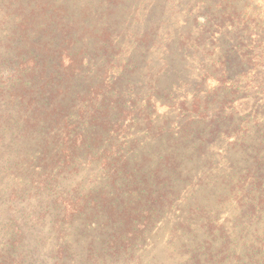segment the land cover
Returning <instances> with one entry per match:
<instances>
[{"label":"trees","instance_id":"obj_1","mask_svg":"<svg viewBox=\"0 0 264 264\" xmlns=\"http://www.w3.org/2000/svg\"><path fill=\"white\" fill-rule=\"evenodd\" d=\"M244 1L206 3V28L220 21L217 28L227 31L218 45L228 46L218 60L202 63L206 74L199 83L184 87L185 98L177 107L189 114L176 121V132L167 134L151 120L156 108L150 94L162 106L172 92L137 77L141 56L126 57L117 45L112 47L118 32L107 17L122 26L120 15L130 0H0V264H44L41 229L51 223L48 206L59 209L61 221L73 217L68 213L77 204L107 209L112 228L115 207L125 214L123 227L111 231L105 242L111 257L122 250L117 258H123L136 245V224L143 213L121 206L174 202L151 190L156 174L141 173L139 162L151 143L171 136L185 155L182 180L197 186L202 183L193 175L195 166L212 164L210 148L225 143L222 184L238 200L242 226L237 264H264V4L247 6ZM149 35L140 45L153 39ZM120 41L117 36L116 44ZM187 97L193 99L190 105ZM172 103L167 107L176 106ZM166 124L171 120L162 127ZM173 155L179 158V151ZM159 156L166 160L164 167L179 166H168L170 157ZM92 167L105 181L98 190L80 194L74 178ZM169 177L182 181L174 170ZM6 178L12 181L6 183ZM40 195L48 199L39 202L35 198ZM31 198L46 205L19 208ZM168 209L162 207L159 214ZM57 229L49 233L58 234ZM118 232L126 238L113 236ZM60 246L52 260L73 264L74 248L66 242Z\"/></svg>","mask_w":264,"mask_h":264},{"label":"rangeland","instance_id":"obj_2","mask_svg":"<svg viewBox=\"0 0 264 264\" xmlns=\"http://www.w3.org/2000/svg\"><path fill=\"white\" fill-rule=\"evenodd\" d=\"M208 1L213 2V0H130L128 8L120 15L122 26L116 25L107 17L110 26L114 28L115 25L118 32L117 35L115 33L113 39L115 43L113 42L112 47L118 46L125 52L126 57L131 55L138 60L141 56V67L137 77L143 82L156 84L160 89L167 88V94L172 92V98L175 100L170 98L166 101L164 97L161 101L162 106L158 99L150 94V101L156 108L151 120L155 126H161L167 134L171 133L170 130L176 132L178 126L176 121L183 115L189 114L186 111L181 112L177 107L185 98L184 87L199 83L206 74L202 63L206 66L209 61L218 60L228 46L218 45L221 43L220 37L227 31L225 27L217 28L220 26V21H215L213 28L205 26L209 16V13L204 12ZM241 4L256 7L264 4V0H246ZM97 29L100 28L97 26ZM145 34L154 37L153 39L147 37L148 39L144 40L147 44L140 45L141 38ZM117 36L121 40L119 45L116 44ZM216 41L218 43L215 45ZM147 93L148 91H144L141 96L146 97ZM187 100L186 105H190L193 99L187 97ZM171 102L176 106L167 107ZM166 120H171L172 124L162 127ZM246 124L249 123L246 121ZM246 124L244 123L243 126ZM139 136L142 137V134H137V137ZM146 139L143 138L142 143ZM225 148V143L218 142L210 148L211 154L214 155L212 164L205 161L207 165L205 169L195 166L197 170L193 175L198 181L201 178L202 183L201 186H197L194 181L186 183L187 180H182L185 175L183 171V167L186 166L185 155L181 153L180 148L176 149V141L172 136L165 139L164 143L160 141L151 143V147L147 149L151 151V155H147L146 150L139 161L143 162L144 166L140 171L146 172L148 177L151 176L150 178H152L150 172L153 171L156 175L150 180V184L156 185L151 187V190L155 191L156 195H163L167 201L173 199L174 202L161 204L158 201V204L121 206L126 207L128 211L134 208L137 212L143 213L138 217L136 224L137 234L133 238L136 245L131 247L123 258H117L118 255L123 256L122 250L111 257L109 253L111 246L108 247L109 243L105 244L111 237L108 236L109 233L119 227L122 228L126 219L125 214L121 213L118 207L113 206L116 226L112 228L107 209L77 204L76 207H71L68 213L73 217L60 221L62 217L58 215L59 209L54 212V209L48 206L50 208V212L47 213L48 222L51 223L45 226L43 224L41 229L44 244L40 256L46 259L44 264H61L59 260H52V257L60 243L63 246V242L74 248L73 264H237L238 251L239 253L242 251L238 247L242 226L237 219L238 200L234 193L225 189L228 188V184H222V175L225 174L223 168L225 162L222 160ZM163 149L167 153H161ZM175 150L179 151L177 159L173 155ZM159 155L164 158L170 157L168 166L171 164L179 166L175 169L164 167L166 160L160 159ZM145 157L144 162L142 160ZM237 157L239 156L236 154L234 159L238 160ZM157 168L160 170L156 172ZM92 169L90 172L83 171L74 178L75 184L80 183V194H84L87 190H98V183L102 184L105 181L98 168L92 167ZM173 170L178 179L182 180L181 182L170 179ZM11 181L5 179L6 183ZM176 190L177 194H175ZM35 199L45 202L48 197L40 195ZM35 199V202L25 201V204H20L19 208L26 205L39 209L46 205L38 204ZM55 206L57 207V204ZM110 207L112 204L109 205ZM162 207H170V209L162 210L159 214ZM91 214L90 219L84 217L86 215L89 217ZM24 217L26 218V215ZM141 224L143 226L139 230ZM262 225L264 226V223ZM51 228H58V234L53 231L49 233ZM113 236L126 238L123 232ZM128 255L132 258L128 259ZM32 264L40 263L33 261Z\"/></svg>","mask_w":264,"mask_h":264}]
</instances>
